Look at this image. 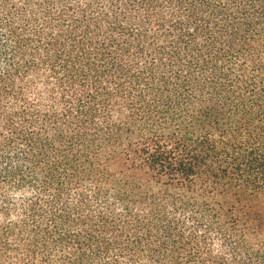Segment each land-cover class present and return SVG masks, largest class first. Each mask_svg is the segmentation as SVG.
Here are the masks:
<instances>
[{"label":"trees","instance_id":"obj_1","mask_svg":"<svg viewBox=\"0 0 264 264\" xmlns=\"http://www.w3.org/2000/svg\"><path fill=\"white\" fill-rule=\"evenodd\" d=\"M0 264H264V0H0Z\"/></svg>","mask_w":264,"mask_h":264}]
</instances>
